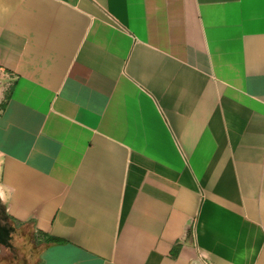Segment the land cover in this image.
<instances>
[{
    "label": "crops",
    "instance_id": "obj_1",
    "mask_svg": "<svg viewBox=\"0 0 264 264\" xmlns=\"http://www.w3.org/2000/svg\"><path fill=\"white\" fill-rule=\"evenodd\" d=\"M0 203L37 264H264V0H0Z\"/></svg>",
    "mask_w": 264,
    "mask_h": 264
},
{
    "label": "rangeland",
    "instance_id": "obj_2",
    "mask_svg": "<svg viewBox=\"0 0 264 264\" xmlns=\"http://www.w3.org/2000/svg\"><path fill=\"white\" fill-rule=\"evenodd\" d=\"M29 233L30 232H28V235H23L22 240L14 239L15 247L12 255L7 257L2 256L3 250L0 248V264H3V262L6 263V261H8L9 264H37L40 244L37 243L34 236Z\"/></svg>",
    "mask_w": 264,
    "mask_h": 264
},
{
    "label": "trees",
    "instance_id": "obj_3",
    "mask_svg": "<svg viewBox=\"0 0 264 264\" xmlns=\"http://www.w3.org/2000/svg\"><path fill=\"white\" fill-rule=\"evenodd\" d=\"M9 222L10 220H8L5 207L0 203V248L3 250L2 256L5 257L12 255L15 247L14 239L22 240L23 235H28V232L32 234V228L20 226L16 228V230H13ZM3 264H9V262L6 261V263L3 262Z\"/></svg>",
    "mask_w": 264,
    "mask_h": 264
}]
</instances>
